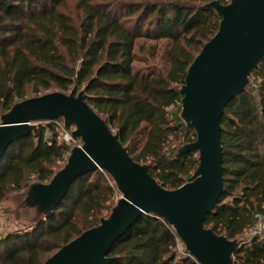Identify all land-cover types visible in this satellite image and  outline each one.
I'll return each instance as SVG.
<instances>
[{
	"label": "trees",
	"instance_id": "1",
	"mask_svg": "<svg viewBox=\"0 0 264 264\" xmlns=\"http://www.w3.org/2000/svg\"><path fill=\"white\" fill-rule=\"evenodd\" d=\"M67 1L0 0V115L32 93L83 90L160 184L174 189L191 180L198 154L179 153V147L196 133L180 117V87L189 65L219 29L221 16L206 6L214 0H79L78 22L65 11ZM141 36L171 41L168 68L135 70ZM252 76L254 82L228 104L222 118L224 190L204 220L205 227L240 240L234 264H264V235L247 236L256 215L264 216V62ZM124 107L136 116L126 136ZM60 138L58 126L41 123L9 146L0 160V202L32 181L51 180L72 149ZM118 193L105 170L78 177L50 215L30 230L0 236V264H43L108 216ZM177 244L166 220L142 214L112 246L111 264H199Z\"/></svg>",
	"mask_w": 264,
	"mask_h": 264
},
{
	"label": "water",
	"instance_id": "2",
	"mask_svg": "<svg viewBox=\"0 0 264 264\" xmlns=\"http://www.w3.org/2000/svg\"><path fill=\"white\" fill-rule=\"evenodd\" d=\"M221 16L217 33L189 65L183 85L180 117L195 130V140L179 153L194 151L199 164L191 180L168 189L136 161L118 135L84 97L50 91L25 98L0 116V160L9 146L36 131V124L62 118L81 139L64 166L46 183L26 189L23 206L50 215L65 199L73 182L95 169L105 170L121 196L100 223L63 245L43 264H111L114 243L142 214L166 220L199 264H234L239 239H229L204 226L224 190L222 118L228 104L247 91L254 71L264 62V0H214L206 4Z\"/></svg>",
	"mask_w": 264,
	"mask_h": 264
},
{
	"label": "rangeland",
	"instance_id": "3",
	"mask_svg": "<svg viewBox=\"0 0 264 264\" xmlns=\"http://www.w3.org/2000/svg\"><path fill=\"white\" fill-rule=\"evenodd\" d=\"M78 1L79 0H68L64 8L65 11L69 13L76 22L79 21V16L81 15ZM170 44L171 41L167 39H159L147 36L139 37L134 49L136 53V60L134 62L135 70L145 71L148 67L168 68V49ZM254 79H256V77L252 76L251 82H254ZM32 96L37 95L32 93ZM120 111L123 122L125 123L124 135L126 136L131 127H134L136 123V116L134 115L133 110L129 107L121 108ZM42 123L46 125L45 122ZM40 124L41 123L36 124V127H38ZM73 127L75 128V126ZM112 129L115 131L114 128ZM77 140V143H71L72 147L77 144H81V139L78 138ZM59 141H64V139L60 138ZM68 144H70V142ZM182 146L183 145H181L179 149ZM33 182L36 181H32V183ZM26 189L27 187L21 191H12L2 202H0V233L7 234L11 231L29 229L30 227H33L38 220L44 218L45 215H37L35 208L23 206V201L26 196ZM120 196L121 194L119 192L115 198V201H117Z\"/></svg>",
	"mask_w": 264,
	"mask_h": 264
},
{
	"label": "built area",
	"instance_id": "4",
	"mask_svg": "<svg viewBox=\"0 0 264 264\" xmlns=\"http://www.w3.org/2000/svg\"><path fill=\"white\" fill-rule=\"evenodd\" d=\"M52 123L55 124L56 126H58L61 129L62 135H63V139H64L65 142H68V143L70 142V144L73 143V142L77 143L78 137H75L73 135V132L75 130L73 125H71L69 127H66L64 121L63 120H58V119L54 120ZM77 145H80V144H77ZM256 218H257L256 225L248 232L247 236H248L249 239L251 237H254V236H263L264 235V216L257 214ZM3 234L4 233H0V236H2ZM177 247H178V249H179L181 254H187L188 253L185 250L184 244L180 240L179 237H178Z\"/></svg>",
	"mask_w": 264,
	"mask_h": 264
}]
</instances>
